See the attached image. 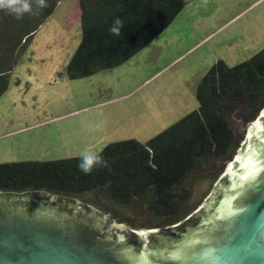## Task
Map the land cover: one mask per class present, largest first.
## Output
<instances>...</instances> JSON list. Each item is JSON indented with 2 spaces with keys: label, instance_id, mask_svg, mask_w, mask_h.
<instances>
[{
  "label": "rangeland",
  "instance_id": "rangeland-1",
  "mask_svg": "<svg viewBox=\"0 0 264 264\" xmlns=\"http://www.w3.org/2000/svg\"><path fill=\"white\" fill-rule=\"evenodd\" d=\"M76 1L62 0L39 29L0 98V165L81 158L124 140L146 143L198 108L197 86L218 61L234 67L264 49V0H198L126 64L71 78L67 66L80 45L81 24L69 31L65 19L69 12L74 18ZM241 112L234 104L229 113L237 142L230 157L208 159L188 181L194 195L189 217L208 200L244 142L251 122ZM71 200L131 231L167 226L154 220L143 201L119 208L96 194Z\"/></svg>",
  "mask_w": 264,
  "mask_h": 264
},
{
  "label": "trees",
  "instance_id": "trees-1",
  "mask_svg": "<svg viewBox=\"0 0 264 264\" xmlns=\"http://www.w3.org/2000/svg\"><path fill=\"white\" fill-rule=\"evenodd\" d=\"M196 1L79 0L81 42L69 60V77L84 78L121 67ZM27 2L30 12L20 20L0 10V98L10 88L15 66L62 0H44L45 7L39 0ZM113 27L119 35L110 34ZM196 98L195 111L148 142L131 139L105 146L99 155L107 166L88 175L77 167L80 158L0 165V194L26 195L27 200L30 194L70 200L96 194L119 208L143 201L155 221L167 224L161 234L174 244L190 227L203 225L206 212L185 221L194 197L188 181L208 159H225L235 150L236 137L229 122L234 104L241 106L246 123L264 108V49L234 67L218 61L199 82ZM27 200L18 198L15 203L22 206ZM135 242L138 252L142 242ZM160 242L155 235L149 246L155 248Z\"/></svg>",
  "mask_w": 264,
  "mask_h": 264
},
{
  "label": "water",
  "instance_id": "water-1",
  "mask_svg": "<svg viewBox=\"0 0 264 264\" xmlns=\"http://www.w3.org/2000/svg\"><path fill=\"white\" fill-rule=\"evenodd\" d=\"M250 124L226 173L192 215L206 212L203 225L174 244L162 229L131 231L74 200L0 196V264H264V108ZM18 198L29 202L18 206ZM155 235L161 242L151 249Z\"/></svg>",
  "mask_w": 264,
  "mask_h": 264
},
{
  "label": "clouds",
  "instance_id": "clouds-1",
  "mask_svg": "<svg viewBox=\"0 0 264 264\" xmlns=\"http://www.w3.org/2000/svg\"><path fill=\"white\" fill-rule=\"evenodd\" d=\"M41 7H45L44 0H39ZM0 10H6L8 13L12 14L17 20L22 19L25 13L30 12V5L27 0H0ZM120 24V21H116ZM110 34L119 35L117 28L113 27L109 29ZM106 161L99 154L92 151L84 152L77 164L78 169L84 174H90L94 169L100 167H106Z\"/></svg>",
  "mask_w": 264,
  "mask_h": 264
},
{
  "label": "crops",
  "instance_id": "crops-1",
  "mask_svg": "<svg viewBox=\"0 0 264 264\" xmlns=\"http://www.w3.org/2000/svg\"><path fill=\"white\" fill-rule=\"evenodd\" d=\"M78 2H79V0L78 1H76V3L78 4ZM73 9V8H72ZM57 11H58V9H57ZM55 12V14L51 17V18H53L58 12ZM72 12L70 13L69 12V15L67 16V18L65 19V23H66V25H65V28H67L68 27V29H69V31L71 30V25H73V23H77L78 21H80V12H79V9L77 10V12L74 14V18L72 19ZM50 18V19H51ZM73 20V22L71 21V23L69 22L70 20ZM46 23H48V21L46 22ZM80 24H81V21H80ZM80 30H81V25H80ZM14 133H17V132H14ZM10 134H12V133H10ZM9 134V135H10Z\"/></svg>",
  "mask_w": 264,
  "mask_h": 264
}]
</instances>
